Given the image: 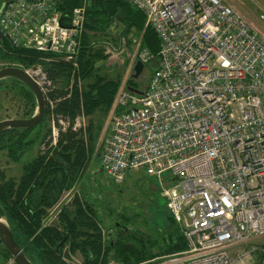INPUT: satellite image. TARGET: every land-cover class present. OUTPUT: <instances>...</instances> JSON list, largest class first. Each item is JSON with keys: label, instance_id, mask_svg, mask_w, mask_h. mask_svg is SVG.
I'll return each mask as SVG.
<instances>
[{"label": "built area", "instance_id": "2783aa9c", "mask_svg": "<svg viewBox=\"0 0 264 264\" xmlns=\"http://www.w3.org/2000/svg\"><path fill=\"white\" fill-rule=\"evenodd\" d=\"M89 1L69 15L58 0L8 1L0 35L73 61ZM123 1L145 14L160 49L142 94L127 90L126 74L152 55L137 48L130 59L109 110L102 171L117 185L138 171L161 183L171 175L161 196L187 248L158 264H247L252 256L264 264V0L256 9L244 1L245 15L226 0ZM24 71L49 92L42 65ZM82 125L76 118L73 129Z\"/></svg>", "mask_w": 264, "mask_h": 264}, {"label": "trees", "instance_id": "16d2710c", "mask_svg": "<svg viewBox=\"0 0 264 264\" xmlns=\"http://www.w3.org/2000/svg\"><path fill=\"white\" fill-rule=\"evenodd\" d=\"M81 1L58 0V9L69 15ZM85 13L81 42L73 61L15 48L0 35L1 59L20 65L23 70L40 64L50 81V90L44 95L42 122L30 130L7 129L0 133V151H5L14 163L38 148L32 159L22 164L19 182L0 177V217L32 264H70L64 259L66 247L72 253H80L83 264H107L110 261L146 264L159 256L183 252L187 244L168 211L169 229L166 231L142 232L129 227L128 224L135 220L114 210L112 215L120 222H115L103 233L94 201L79 193L68 204H60L66 191L82 184L92 160L99 159L101 150L96 145L123 77L101 75L98 63L107 62L110 56V63H113L118 52L128 50L127 69L132 47L139 44V50L152 55L150 61L142 64L145 67L158 62L160 49L159 39L146 24L145 14L128 2L90 0ZM44 59L50 60L45 62ZM136 80L131 77L126 85L133 88ZM29 96L32 98L29 117L22 119L31 118L36 110L30 92ZM76 118L83 120L79 129H73ZM60 120L67 122L68 128L62 130ZM49 124L51 129L46 131ZM52 126L58 129L55 144H52ZM34 129L37 132L30 138ZM56 207L60 211L51 213ZM0 257L11 260L1 241Z\"/></svg>", "mask_w": 264, "mask_h": 264}, {"label": "rangeland", "instance_id": "374dc122", "mask_svg": "<svg viewBox=\"0 0 264 264\" xmlns=\"http://www.w3.org/2000/svg\"><path fill=\"white\" fill-rule=\"evenodd\" d=\"M8 1L11 0H0L1 3ZM226 1L242 15L246 14L245 8L243 6L244 1L256 9V3L254 0ZM136 42L138 44L139 41L136 40ZM137 48H139V44L132 47L130 54L131 59ZM127 53L128 50L118 52L113 63H110L112 56L109 57L107 62H99V73L108 78H113L117 75L124 76L127 70L125 68ZM155 65L157 67V61H155L153 64H148L147 66L143 67L139 77L137 78V81H134L135 87H137V89H144L147 86L148 79L151 72L154 70L153 67ZM5 67H16L22 69L20 65L11 64L10 62L0 58V69ZM31 99L32 98L29 96L27 88L24 87L19 81L14 79L4 80L3 85L0 86V121L6 119H22L29 117L28 113L30 112V106L32 104ZM107 123L108 116L104 122V128L100 133V137L96 145L98 150H101L102 145L108 137ZM66 128L68 127H64V130ZM79 128L80 127H77L76 129ZM49 129H51V124L47 125L46 131ZM52 131L56 133L57 130L54 131L53 129ZM36 132L37 129H34L30 133V138H33ZM57 136L58 132L56 138ZM51 137H53V134H51ZM37 149L35 150L34 148L23 158L21 157L18 163L10 161L5 154V151H0V177L5 179V181L12 179L15 180L16 183L19 182V178L22 175V164L32 159V155L36 153ZM170 177V174H164L162 176L161 183L158 179L148 177L142 171H138L130 174L124 185L123 183L121 185H117L111 180V178H109V176H107L105 172L102 171L99 159L96 157L90 163L88 171L82 180V184H79L78 187H76L77 190L72 188L66 191L65 195L61 199L60 204H68L74 199L75 196H79V193L89 198V200L94 201L97 207L98 217L101 220L102 227L104 228L103 233H105V230L108 231L115 222L117 224L120 222L119 219H116V217L112 215L114 210H116L118 213L124 212L127 217L135 220V223L130 222L128 224L129 227L137 228L142 232H154L163 229L165 230L166 228L169 229L167 221L168 213L165 206V201L161 196V192L163 187L171 186L172 181H169ZM57 209L60 211V208L56 207L51 211V213L53 211H57ZM54 215L55 214L52 216ZM110 232L113 233L112 230H110ZM244 249L245 248L243 246H239L235 251H244ZM63 253L64 259L68 263L83 264L84 258L80 256V253H72L67 249V247L64 249ZM164 257V255L156 257L152 263L158 264ZM255 259L256 258L252 256L247 261V264H253ZM12 263L13 262L11 260H5L0 257V264Z\"/></svg>", "mask_w": 264, "mask_h": 264}, {"label": "water", "instance_id": "95a60500", "mask_svg": "<svg viewBox=\"0 0 264 264\" xmlns=\"http://www.w3.org/2000/svg\"><path fill=\"white\" fill-rule=\"evenodd\" d=\"M143 65L136 62L133 69V79L138 78ZM6 79H14L19 81L28 89L36 103L35 113L29 119H6L0 121V133L7 129H32L42 122L45 112V99L39 86L31 79V77L20 68L5 67L0 69V82ZM127 90L134 94H142V92L132 87H127ZM0 241L5 251L11 257L15 264H32L24 255L23 250L15 243L11 231L7 223L0 217Z\"/></svg>", "mask_w": 264, "mask_h": 264}, {"label": "crops", "instance_id": "0c3cea01", "mask_svg": "<svg viewBox=\"0 0 264 264\" xmlns=\"http://www.w3.org/2000/svg\"><path fill=\"white\" fill-rule=\"evenodd\" d=\"M127 68H128V66H127ZM133 69H134V64H133V66H132V69L130 70V71H128V74H127V78L129 79V78H131L132 76H133ZM125 75V74H124ZM135 80V79H134ZM137 81V80H136ZM133 88H135L136 90H138V91H140L139 89H137V87H133ZM141 92V91H140ZM105 127H106V125H105ZM104 128V127H103ZM103 130V129H102ZM166 230H168L167 228L165 229V231ZM166 257V256H165ZM150 263H152V262H147L146 264H150Z\"/></svg>", "mask_w": 264, "mask_h": 264}, {"label": "flooded vegetation", "instance_id": "af4514ba", "mask_svg": "<svg viewBox=\"0 0 264 264\" xmlns=\"http://www.w3.org/2000/svg\"><path fill=\"white\" fill-rule=\"evenodd\" d=\"M6 2H0V8L5 4Z\"/></svg>", "mask_w": 264, "mask_h": 264}]
</instances>
